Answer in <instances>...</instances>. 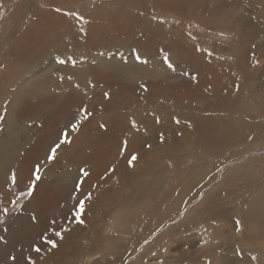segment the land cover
Masks as SVG:
<instances>
[{
	"label": "rangeland",
	"instance_id": "1",
	"mask_svg": "<svg viewBox=\"0 0 264 264\" xmlns=\"http://www.w3.org/2000/svg\"><path fill=\"white\" fill-rule=\"evenodd\" d=\"M223 1L0 0V264H264V207L251 197L264 154L240 161L264 151V102L247 101L264 87V0ZM65 128L71 143L49 163ZM41 161L35 183L48 196H21L24 169L35 180ZM70 166L82 171L77 182ZM196 200L189 211L203 226L169 225ZM155 209L165 229L139 249L143 227L158 230L142 219ZM109 220L117 226L103 230Z\"/></svg>",
	"mask_w": 264,
	"mask_h": 264
},
{
	"label": "bare ground",
	"instance_id": "2",
	"mask_svg": "<svg viewBox=\"0 0 264 264\" xmlns=\"http://www.w3.org/2000/svg\"><path fill=\"white\" fill-rule=\"evenodd\" d=\"M128 1V0H127ZM225 1V0H224ZM222 2V3H225V2ZM133 2V1H132ZM217 1H215L214 2V9L216 8V6H217ZM174 8V7H173ZM176 10V9H175ZM48 11V10H47ZM171 11V10H170ZM43 12V11H42ZM46 12V11H45ZM49 13H50V11H48ZM48 12H47V14H48ZM176 13H177V11H176ZM130 14H133V13H130ZM187 14V13H186ZM136 16V15H135ZM42 18V17H41ZM40 18V19H41ZM50 18V17H49ZM51 18H53V17H51ZM50 18V19H51ZM54 18H55V16H54ZM60 18H61V16H60ZM212 19V18H211ZM53 21H54V19H52ZM231 20V19H230ZM47 21H48V19H47ZM56 21V20H55ZM61 21V20H60ZM103 21V20H102ZM67 22V21H66ZM70 22V20L68 21V23ZM51 23V22H50ZM62 23V22H61ZM46 24V23H45ZM44 24V25H45ZM65 24V23H64ZM67 25V24H66ZM130 25V24H129ZM39 26V25H38ZM65 26V25H64ZM69 26V25H68ZM85 27V26H84ZM133 27V26H132ZM43 28V27H42ZM41 28V29H42ZM56 28H57V26H56ZM141 28H143V27H141ZM46 29V28H45ZM80 29V28H79ZM83 29V28H82ZM47 30V29H46ZM141 30V29H140ZM35 31V30H34ZM51 31V30H50ZM50 31H49V33H50ZM57 31V30H56ZM52 32H54V31H52ZM60 32V31H59ZM37 33V32H36ZM40 33H42V32H40ZM46 33V32H45ZM58 34V33H57ZM114 34V33H113ZM130 34V33H129ZM215 34H217V35H220V36H223V37H225V38H228V37H230L229 36V33L227 32V31H225V30H223V29H217L216 31H215ZM31 36V35H30ZM38 36V35H37ZM43 36H45L44 34H43ZM53 36V35H52ZM55 36V35H54ZM57 36V35H56ZM151 36H152V34H151ZM233 36V35H232ZM36 37V36H35ZM139 37V36H138ZM137 37V38H138ZM154 37V36H153ZM158 37V36H157ZM54 38V37H53ZM144 38V37H143ZM150 38V37H149ZM146 39V38H145ZM30 40H32V39H30ZM71 40V39H70ZM42 41H44V40H42ZM69 41V40H68ZM57 42V41H56ZM149 42V41H148ZM36 43H37V41H36ZM35 43V44H36ZM130 44H131V42H130ZM42 45H44V43L42 44ZM78 45V44H77ZM133 45H135V44H133ZM147 45V44H146ZM144 46V45H143ZM35 47V46H34ZM132 47H134V46H132ZM131 47V48H132ZM24 48H26V47H23L22 49H24ZM28 49V48H27ZM37 49V48H36ZM124 49V48H123ZM160 49V48H159ZM131 50V49H130ZM24 51V50H23ZM26 51V50H25ZM32 51V50H31ZM30 51V52H31ZM114 52V51H113ZM116 52V51H115ZM128 52V51H127ZM140 52V51H139ZM108 53V52H107ZM131 53V52H130ZM137 53V52H136ZM138 54V53H137ZM153 54V53H152ZM58 54H57V52L53 55V57H56ZM69 55V54H68ZM66 56L65 58H69V56ZM105 55V54H104ZM135 55V54H134ZM142 55V54H141ZM164 55V54H163ZM110 56V55H109ZM112 56V55H111ZM74 57V56H73ZM84 57V56H83ZM105 57V56H104ZM117 57V56H116ZM141 57V61H146V63H144V62H140V63H142L144 66H146V67H150L151 65H153V62L154 61H148V60H146V58L145 57H143V56H140ZM26 58V57H25ZM124 58V57H123ZM123 58H121V59H123ZM128 59H131L129 56H128ZM135 60H136V58H135ZM165 60V59H164ZM176 59L175 58H173V57H169V61L171 62V63H174V62H176L175 61ZM120 61V60H119ZM123 61V60H122ZM128 61V60H127ZM58 62V61H57ZM68 62H70V60H68ZM65 63H66V60H65ZM83 64H85V63H83ZM82 64V65H83ZM174 70V69H173ZM175 71H177V70H175ZM180 71V70H179ZM175 73V72H174ZM172 74V73H171ZM170 74V75H171ZM43 76V75H42ZM173 76V75H172ZM165 78V77H164ZM175 81V80H174ZM177 82H178V80H176ZM32 92V91H31ZM152 95V94H151ZM252 98H253V100H251V99H249V100H247V101H249V102H251V103H258V102H264V87L262 86V87H260V89L258 90V94H257V96L256 97H254V95H252ZM242 102H246V101H242ZM9 113H10V115H11V118H14L13 117V115H14V113H15V110H12V109H10V111H9ZM18 117H20V116H18ZM164 121V120H163ZM197 140V139H196ZM201 141V140H200ZM193 147V146H192ZM193 148H195L196 150H200L201 148H198V147H193ZM263 155L264 154V151H255V152H253L252 154H250V155H246V156H244L242 159H240V161H244V160H246L247 158H249L250 156H252V155ZM263 157V156H262ZM227 166V165H226ZM231 166V165H230ZM225 167V166H224ZM68 170H67V173H66V175H68L69 177H72V176H70V174H72L73 175V177H74V179H75V181L77 182L78 181V179L82 176V174H81V170H77L78 168H75V167H72V166H70V167H68L67 168ZM66 172V171H65ZM32 174V173H31ZM218 175H220V171H218ZM22 180H23V182H24V184H26V183H28V184H30V182H31V180L32 181H34V179H32V177H31V175L27 172V170L26 169H24V171H23V173H22ZM258 177V176H257ZM145 178V177H144ZM62 179V178H61ZM147 179V178H146ZM217 179L220 181V179H222V177L221 176H217ZM255 181V180H254ZM264 169H263V173L257 178V181L255 182V185L256 186H258V187H256L254 190H253V192H251V197L254 199V201H253V203H252V205H261V206H263L264 207ZM26 182V183H25ZM67 182V181H66ZM253 182V181H252ZM250 190V189H249ZM142 194H144L143 193V191L141 190L140 191ZM247 193V192H246ZM245 193V194H246ZM250 193V192H249ZM42 195H44V196H48V192L44 189V188H42V187H40L39 186V184L38 185H36V183H35V190H34V192H33V197L35 198H37V197H39V196H42ZM247 196V195H246ZM43 197V196H42ZM35 198V199H36ZM44 198V197H43ZM201 198V197H200ZM249 198V197H248ZM248 198H246V199H248ZM243 199V198H242ZM37 200V199H36ZM43 200V199H42ZM45 201V200H44ZM248 201H250V200H248ZM41 202V201H40ZM39 203V202H38ZM163 203L165 204H167L168 206H169V200H163ZM49 200H46L45 201V208H48L49 207ZM196 204H198V202H197V200L195 201V202H192L187 208H186V206H185V208L181 211V213H179L178 214V216H175L176 218H175V220H173V221H171L170 223H169V225H171V224H174V223H182L183 222V226L190 220V222L193 224V226L194 227H197V226H200V225H202V219H201V216H199V220H197L196 219V222H197V224H195L194 222H195V217L197 218V215H198V213H194V212H192V211H189V208H192L194 205H196ZM254 209V208H253ZM256 209V208H255ZM254 209V210H255ZM37 211V210H36ZM96 212V211H95ZM113 213H114V217L112 216V218L113 219H115L116 221H118V223L115 221V223H117V225L120 223V222H122L121 221V219H123V213L119 210H113L112 211ZM144 212H146L145 214H143L142 215V219H143V223H145V224H151L152 226L154 225L155 226V228H158V230L156 229L155 231L151 228V229H149V228H147V227H143L144 228V230H147L148 232H149V236L150 235H152V236H156V237H158L159 236V233L160 232H163L164 231V229H165V227L164 226H159L157 223L158 222H156V219H157V217L159 216V214H158V211L155 209V213L153 212V211H151V210H145ZM192 212V213H191ZM262 212V211H261ZM94 213V212H93ZM36 214V213H35ZM96 214V213H95ZM111 215H112V213H110ZM189 214H190V216H189ZM195 214H196V216H195ZM260 214V213H259ZM98 215V214H97ZM101 215V214H100ZM251 215V214H250ZM249 216V215H248ZM102 217V216H101ZM127 217V216H126ZM134 216H132V218H133ZM98 218V217H97ZM140 219H141V217H139ZM246 218V217H245ZM106 219V218H105ZM142 219H141V221H142ZM250 219V218H249ZM104 220V219H103ZM245 221V220H244ZM113 223V222H112ZM123 223V222H122ZM191 224V225H192ZM255 224V223H254ZM116 225V226H117ZM134 226H135V228H134V230H135V233H134V240H138V236H137V232H138V229L141 227V225H138L136 222L133 224ZM169 225L166 227V228H168L169 227ZM187 225V224H186ZM116 226H114V227H112V226H110V220L106 223V225L105 226H103V230H107V229H114ZM126 226V225H125ZM124 226V227H125ZM203 226V225H202ZM119 227V226H118ZM117 227V228H118ZM209 227H211V229H212V225H210ZM128 228H129V226H128ZM198 228V227H197ZM255 228V227H254ZM87 229V228H86ZM114 231V230H113ZM117 231V230H116ZM128 231V230H127ZM141 231V230H140ZM139 233V232H138ZM143 233V232H142ZM145 234V233H144ZM143 234V235H144ZM126 235V234H125ZM132 235V234H131ZM129 236V235H128ZM210 240L212 241V242H214L215 240H216V236L217 235H215V233L213 232V230H212V234L210 233ZM212 236H213V238H212ZM225 237V236H224ZM124 239V238H123ZM154 242H156V240L155 239H151V236L150 237H148L144 242H143V244H142V248H139V249H142L143 250V247H145V248H148V247H151L152 245H153V243ZM159 242H157V243H155V244H158ZM141 245V244H140ZM141 247V246H140ZM138 249V250H139ZM142 252V251H141ZM143 253V255L144 256H142V257H144V259H146V262H148V260H147V257H145L146 255H147V253H146V251H144V252H142ZM248 253V252H247ZM264 256V255H263ZM246 260V259H245ZM242 261V260H241ZM205 262H207V261H205ZM150 264H163L162 263V261L161 260H158V259H156V260H151L150 261Z\"/></svg>",
	"mask_w": 264,
	"mask_h": 264
},
{
	"label": "snow or ice",
	"instance_id": "3",
	"mask_svg": "<svg viewBox=\"0 0 264 264\" xmlns=\"http://www.w3.org/2000/svg\"><path fill=\"white\" fill-rule=\"evenodd\" d=\"M59 11V10H58ZM77 15V18L78 19H81L83 20V17H80L78 14ZM136 60L138 62H144L146 63V61H141V57L139 54H137L136 56ZM165 63L168 64V67L171 68L173 65L172 63L169 61L168 57H165ZM60 63H64V61H60ZM141 87H144L145 90H146V86L145 85H141ZM105 97L106 98H109V94L107 92L104 93ZM80 115L82 116L83 119H88L91 117L92 113L89 112V110L86 108V107H83L80 109ZM179 122V121H177ZM82 123V120H76V122L72 123L70 125V130L71 132H75V131H78L79 129V126L80 124ZM133 126L135 127V123L133 122ZM101 127H104V125H101ZM70 137V131H69V128H65L64 130L61 131L60 133V136L58 137V140L57 142L53 143L52 145H50L49 147V150H48V154H47V162H52L56 159V156L58 154V150L62 147V145H65V144H69L71 143V140L69 139ZM161 140H163V137H161ZM137 155H132L131 159L129 160V164L130 166L132 165L133 161L137 160ZM43 164L44 162L41 161V162H38L34 165V171H33V175L35 177V180L32 181L27 190L25 192H21V196H24V195H27L28 197H31L33 195V192L35 190V181H38L41 179V170H42V167H43ZM84 175L87 176L88 173L87 172H84ZM11 181H12V184L15 185L16 184V175L13 174L12 177H11ZM82 184H83V181H81L80 184L77 185V188H80L82 187ZM86 200H90L91 199V193H88L86 194V197H85ZM13 204L16 203V201H12ZM84 205H85V200H80L78 202V205L76 207V210L74 211V216L76 218V222L77 223H83V220L80 219L81 217V214L83 213L84 211ZM0 211H2L5 215H7L8 213V209L7 207L3 208V209H0ZM53 224L55 223V221L52 222ZM239 222H237L238 224ZM239 230V229H237ZM63 231H68L67 228L63 229ZM53 234L57 237H60L61 239L63 238V232L62 231H55L53 230ZM2 239V238H0ZM42 239L47 243V244H50L53 248L57 247V244L54 240L50 239L48 236L46 235H42ZM34 250L39 253L41 251V248L40 247H35ZM13 260H15L16 258L15 257H12ZM253 259H255V257H253ZM30 260V264H35L34 261H31V258H29Z\"/></svg>",
	"mask_w": 264,
	"mask_h": 264
}]
</instances>
